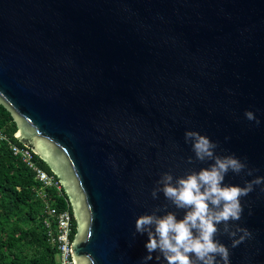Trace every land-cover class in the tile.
Instances as JSON below:
<instances>
[{
    "label": "water",
    "instance_id": "95a60500",
    "mask_svg": "<svg viewBox=\"0 0 264 264\" xmlns=\"http://www.w3.org/2000/svg\"><path fill=\"white\" fill-rule=\"evenodd\" d=\"M0 104L68 196L75 264H166L135 222L182 219L157 181L214 163L185 132L246 165L225 185L264 178V0H0ZM240 203L228 226L250 235L216 239L229 264H264V183Z\"/></svg>",
    "mask_w": 264,
    "mask_h": 264
},
{
    "label": "clouds",
    "instance_id": "9594fccd",
    "mask_svg": "<svg viewBox=\"0 0 264 264\" xmlns=\"http://www.w3.org/2000/svg\"><path fill=\"white\" fill-rule=\"evenodd\" d=\"M249 121L256 120L253 112H245ZM256 123H259L256 120ZM192 142V151L199 161L214 160L209 168L192 172L177 178L165 172L157 181L151 195L153 199L162 192L165 199L179 210L184 211L182 219L168 212L157 216L155 212L142 215L135 222L136 233L147 235L145 244L148 255L145 262L163 258L166 264H229V249L216 239L218 225H224V233L232 239V247H237L250 235L246 229L236 227L230 230V221L241 219L240 198L247 196L253 185L264 183V178H257L244 187L225 185L224 178L229 171L239 174L246 168L234 156H215L216 144L195 131L185 132V142ZM189 163L192 162L189 158ZM248 175H252L249 171ZM156 211H159L157 209ZM237 233H243L237 239Z\"/></svg>",
    "mask_w": 264,
    "mask_h": 264
},
{
    "label": "trees",
    "instance_id": "16d2710c",
    "mask_svg": "<svg viewBox=\"0 0 264 264\" xmlns=\"http://www.w3.org/2000/svg\"><path fill=\"white\" fill-rule=\"evenodd\" d=\"M0 132L7 138L0 136V264H58L57 248L50 243L44 224L45 199L59 209L69 208L73 214L68 196L63 187L62 192L45 187L36 172L13 154L10 143L24 145L15 136L17 124L11 112L2 104ZM35 161L54 175L36 154ZM39 190L46 193L45 199ZM74 224L75 237V218Z\"/></svg>",
    "mask_w": 264,
    "mask_h": 264
},
{
    "label": "built area",
    "instance_id": "2783aa9c",
    "mask_svg": "<svg viewBox=\"0 0 264 264\" xmlns=\"http://www.w3.org/2000/svg\"><path fill=\"white\" fill-rule=\"evenodd\" d=\"M0 136L2 139H7L1 132ZM10 148L15 156L21 158L24 163L36 172L37 179L45 187H55L59 192H62V185L59 179L37 165L35 153L30 147L10 143ZM38 193L41 198H46V193L43 190H39ZM45 204L44 224L50 243L57 248L58 264H75L71 247L75 228L73 214L69 208L59 209L51 205L46 199Z\"/></svg>",
    "mask_w": 264,
    "mask_h": 264
}]
</instances>
